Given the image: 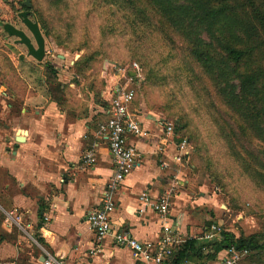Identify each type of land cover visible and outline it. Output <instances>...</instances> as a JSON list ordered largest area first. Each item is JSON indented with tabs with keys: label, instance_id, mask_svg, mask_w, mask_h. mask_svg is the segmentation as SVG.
<instances>
[{
	"label": "crops",
	"instance_id": "crops-1",
	"mask_svg": "<svg viewBox=\"0 0 264 264\" xmlns=\"http://www.w3.org/2000/svg\"><path fill=\"white\" fill-rule=\"evenodd\" d=\"M105 62L98 74L80 73L78 85L77 79L64 85L58 77L64 73L53 63L46 41L44 57L37 61L23 45L0 35V264H42L47 256H60L65 264H155L135 258L110 235L101 239L99 252L91 253L94 234L86 213L99 207L113 174L106 134L99 125L107 118L113 94L130 83L129 78L120 83L123 71ZM129 110L140 133H127L134 165L114 195L112 227L149 242L160 239L169 224L183 236L203 237L205 231L196 230L191 210L207 206L211 198L188 197L179 190V181L164 217L149 209L137 212L141 194L157 198L170 189L174 177L179 179L182 168L176 172L172 157L180 141L167 137L164 119L141 102L133 99ZM85 149L94 152L91 166L81 160ZM161 160L168 169L160 167ZM223 231L236 238L254 234ZM225 256L222 249L201 264H220ZM238 263L264 264V251L249 253Z\"/></svg>",
	"mask_w": 264,
	"mask_h": 264
},
{
	"label": "rangeland",
	"instance_id": "rangeland-1",
	"mask_svg": "<svg viewBox=\"0 0 264 264\" xmlns=\"http://www.w3.org/2000/svg\"><path fill=\"white\" fill-rule=\"evenodd\" d=\"M22 2L0 0V20L12 23L31 38L17 16L24 9ZM30 3V17L47 23L48 28L39 22L43 26L40 30L53 63L64 73L58 76L64 85L74 79L78 85L81 74L85 77L98 74L105 60L120 69L132 63L138 65L132 78L123 71L124 78L119 82L129 78L127 88L134 89V102H141L146 110L171 122L174 137L186 141L188 160L184 161L178 179L179 190L188 197L211 198L207 206L191 210L197 221L196 230L202 231L206 222L211 221L235 234L264 231V189L257 186L223 138L222 129L230 134L228 126L234 127L235 119L225 114L211 94L208 80L189 73L191 64L187 65L190 61L180 38L169 43L149 29L142 30L140 24H132L129 17L121 20L117 13L107 9H103L101 20L90 11L86 0H68L65 4L30 0ZM0 35L12 38L1 27ZM71 61L76 63L72 66ZM241 140L249 152L245 160L254 152L264 163V143L249 133Z\"/></svg>",
	"mask_w": 264,
	"mask_h": 264
},
{
	"label": "trees",
	"instance_id": "trees-1",
	"mask_svg": "<svg viewBox=\"0 0 264 264\" xmlns=\"http://www.w3.org/2000/svg\"><path fill=\"white\" fill-rule=\"evenodd\" d=\"M86 1L101 20L103 9H107L121 20L129 17L132 24H140L142 30L149 29L169 43L181 39L190 61L187 65L191 64L189 73L206 78L225 114L235 119L234 127L228 126L230 134L222 129L230 152L264 189L262 158L252 152L245 160L249 152L241 140L249 133L264 143V0ZM37 22L47 26L44 19ZM211 224L207 221L204 231ZM229 247L261 253L263 232L236 238L222 231L219 241L192 237L174 250L169 264H183L189 259L201 264Z\"/></svg>",
	"mask_w": 264,
	"mask_h": 264
},
{
	"label": "built area",
	"instance_id": "built-area-1",
	"mask_svg": "<svg viewBox=\"0 0 264 264\" xmlns=\"http://www.w3.org/2000/svg\"><path fill=\"white\" fill-rule=\"evenodd\" d=\"M121 70L135 75L138 65L132 63ZM134 96L133 88L117 90L110 99L105 122L99 125V131L106 134L108 150L113 164V174L101 192L99 207L86 213L85 219L94 234V246L91 253L99 252L101 239L110 235L117 246L129 249L135 258H142L144 261H152L155 264H169L174 250L185 240L192 238L189 235L183 236L174 224L165 225L162 237L155 242L140 241L133 237L129 231L114 229L111 224L110 213L115 207L114 195L134 165L135 150L127 144V133H140L139 124L129 110ZM163 125L167 137H174L172 123L164 119ZM185 143L186 141L183 140L176 145L177 153L172 157V163L173 166L177 167V173L183 167L184 161L188 160V150ZM81 160L84 164L91 166L95 161L94 152L91 149H85L82 152ZM159 165L162 169L169 168V164L163 160L160 161ZM177 181V177H174L170 189L157 198L141 194L138 197L137 212L143 214L149 209L164 217L169 211V197L173 193ZM222 231L223 229L218 224L213 223L204 232L203 238L219 241ZM225 250L226 256L220 264H239L238 262L249 254L246 249L229 247ZM42 264H65V262L60 256H47Z\"/></svg>",
	"mask_w": 264,
	"mask_h": 264
},
{
	"label": "water",
	"instance_id": "water-1",
	"mask_svg": "<svg viewBox=\"0 0 264 264\" xmlns=\"http://www.w3.org/2000/svg\"><path fill=\"white\" fill-rule=\"evenodd\" d=\"M22 5L24 10L19 11L17 16L26 30L30 33L31 38L24 30L15 27L10 22L0 20V27L8 37L14 38V41L17 44H21L26 48L28 56H31L37 61H41L45 54L44 36L40 30L37 20L29 17L31 6L30 0H23Z\"/></svg>",
	"mask_w": 264,
	"mask_h": 264
},
{
	"label": "flooded vegetation",
	"instance_id": "flooded-vegetation-1",
	"mask_svg": "<svg viewBox=\"0 0 264 264\" xmlns=\"http://www.w3.org/2000/svg\"><path fill=\"white\" fill-rule=\"evenodd\" d=\"M24 10V9H23ZM30 15H31V12H30V14H29V17H30ZM32 16V15H31ZM31 18V17H30Z\"/></svg>",
	"mask_w": 264,
	"mask_h": 264
}]
</instances>
